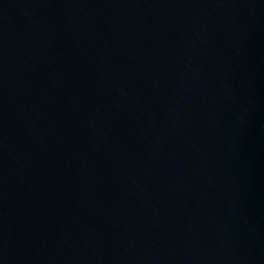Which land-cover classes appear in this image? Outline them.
<instances>
[{
  "label": "water",
  "instance_id": "water-1",
  "mask_svg": "<svg viewBox=\"0 0 264 264\" xmlns=\"http://www.w3.org/2000/svg\"><path fill=\"white\" fill-rule=\"evenodd\" d=\"M0 264H264V0H0Z\"/></svg>",
  "mask_w": 264,
  "mask_h": 264
}]
</instances>
